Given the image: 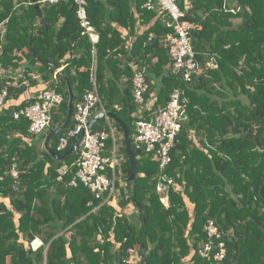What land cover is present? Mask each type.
Segmentation results:
<instances>
[{
    "label": "trees",
    "instance_id": "16d2710c",
    "mask_svg": "<svg viewBox=\"0 0 264 264\" xmlns=\"http://www.w3.org/2000/svg\"><path fill=\"white\" fill-rule=\"evenodd\" d=\"M146 1L87 0L89 21L99 35L97 93L104 109L129 130L135 179L128 182L131 168L123 131L114 121L122 159L115 196L101 205L82 184L68 185L75 170L57 180L56 170L71 165L75 155L54 160L42 146L45 133L33 136L27 120L13 119L33 99L2 108L0 264H144L145 258L148 264H264V0H236L231 9L230 0H191L183 20L195 26L191 41L201 70L188 85L171 73L168 48L161 43L171 31L162 22L168 18L146 10ZM176 2L182 8L183 0ZM39 10L46 29L30 0H0V25L7 21L0 33V64L18 69L26 61L48 82L47 88L62 95L50 132L64 123L68 85L73 106L92 90L93 55L73 0L39 4ZM235 19L241 22L236 25ZM139 27L145 28L141 34ZM131 65L145 70V101L153 98L144 120L164 108L175 89L185 90L188 99L162 172L152 155L132 144L137 107ZM7 88L9 96L22 93ZM71 126L49 141L51 150L63 155L77 143L72 139L64 151H57ZM106 127L102 119L91 131ZM105 145L110 151L111 140ZM13 160L16 179L9 174ZM161 175L167 207L156 191ZM208 220L225 242L222 263L197 254L207 240ZM36 238L42 245L33 249ZM135 248L137 255H130Z\"/></svg>",
    "mask_w": 264,
    "mask_h": 264
},
{
    "label": "built area",
    "instance_id": "2783aa9c",
    "mask_svg": "<svg viewBox=\"0 0 264 264\" xmlns=\"http://www.w3.org/2000/svg\"><path fill=\"white\" fill-rule=\"evenodd\" d=\"M66 0H38L39 5H55ZM75 14L85 36L92 46L93 63L91 67L90 79L92 90L84 95L83 100L78 102L73 109L70 124L71 128L61 137L57 144V151H64L69 141H78L82 132L84 139L79 148L75 160L71 165L63 164L57 170V180L61 181L64 176L75 170L74 177L69 182L70 187H76L78 183L85 186L96 200L102 201L101 205L107 203L116 193V168L121 162L116 160L117 149H119L117 130L111 120L104 118L107 123L106 129L92 132L87 129L89 120L94 112H107L97 93L96 88V45L99 42V35L89 21L87 14V0H73ZM182 8L176 0H147L144 8L148 11H157L162 14L165 27L171 30L161 40L168 48V55L172 63L173 75H178L185 84H190L194 75L201 70L197 61L198 53L195 51L191 41V31L195 26L183 20L185 13L191 7V0H183ZM233 12V11H231ZM234 13V12H233ZM63 67L56 68L54 77L59 75ZM133 99L137 107L135 117V131L132 136V144L137 151H144L152 155V158L159 163L162 172L170 162L169 152L174 144L176 136L181 130L182 122L185 119V106L188 99L185 90L175 89L171 94L166 106L153 114L147 121L143 119V113L147 109L145 93L148 85L146 83L143 68L133 66ZM9 97L8 88L0 89V110L4 108ZM63 103V97L55 88H47L37 92L33 103L27 105L13 113V119L23 118L29 122V133L33 136L41 135L45 130H49L54 112ZM111 140L112 147L106 150V141ZM119 151V150H118ZM16 162L13 160L9 170L12 178L18 177ZM157 193L161 196L160 201L166 207L168 201L166 192L167 186L164 177L159 176L156 186ZM95 208L93 211H96ZM204 232L206 242L198 249L197 254L204 260H212L214 263H222L226 256L225 242L221 239V232L213 220H208ZM33 249L39 248L42 244L39 239L32 242ZM138 248L129 250L130 255H137ZM139 258V256H138ZM140 259V258H139Z\"/></svg>",
    "mask_w": 264,
    "mask_h": 264
},
{
    "label": "crops",
    "instance_id": "0c3cea01",
    "mask_svg": "<svg viewBox=\"0 0 264 264\" xmlns=\"http://www.w3.org/2000/svg\"><path fill=\"white\" fill-rule=\"evenodd\" d=\"M15 7H18V4L15 5ZM233 21H234L233 23L236 25H238L241 22L240 19H235ZM162 22L164 24L163 19H162ZM6 23H7V21H5L4 23H2L0 25L1 36H3V34L5 32ZM36 25H38V23H36ZM144 29H145L144 27H139L138 34H141ZM1 52L2 51L0 49V55H1ZM28 67L32 68V69L34 68L30 65V63H28L26 61H23L20 64L18 69H13V68L3 69V67L0 64V88L4 86V87H9V88L11 87L12 90H14L15 88L22 89V93L20 95H17V97L15 96V93H12L8 97V99L6 100L5 106H4V108L6 107L5 109H7L9 107L18 106V105H20L23 102L28 101V100H32L36 96L37 92L44 90V89H47L48 82L45 81L44 78L40 74H37L35 72L36 69H33L32 71H34V72H32V73H29L27 75L24 74V73H26L25 70H27ZM132 67H133V65H131V69H132ZM49 78H50V81L55 80L54 76H49ZM50 81H49V83H50ZM152 100H153V98L151 99V97H150L149 101L146 102V105H147L146 108L147 109L145 111H150V109L153 107ZM159 110L160 109H158V111ZM97 112L98 111L94 112V114H96ZM156 112L155 111H153L152 113L150 112L151 113L150 118H152L153 114ZM142 117L144 118V113H143ZM44 133H45L44 135H47L48 131L44 132ZM41 135H38V137H40ZM123 141H124V139H123ZM43 144H44V142L42 143V146H43Z\"/></svg>",
    "mask_w": 264,
    "mask_h": 264
},
{
    "label": "water",
    "instance_id": "95a60500",
    "mask_svg": "<svg viewBox=\"0 0 264 264\" xmlns=\"http://www.w3.org/2000/svg\"><path fill=\"white\" fill-rule=\"evenodd\" d=\"M31 4L34 6L36 13L38 15V18L41 20L44 29H46V23L40 13L39 10V5L36 3L37 0H30ZM236 2V0H230L229 3V7L230 9L233 7L234 3ZM68 92H69V101H68V110H67V114L64 120V123L60 126L57 127L56 129L48 132V134L46 135V138L44 140V144L43 147L44 149L48 152V154L56 161H63L67 156H71V155H75L79 150V148L81 147L82 143H83V139H84V132L81 133L77 143L71 148L69 149L65 154L60 155L56 152H54L53 150H51L49 148V141L55 137L56 135H58L59 133H61L62 131L66 130L71 122V118H72V114H73V92L71 91L69 85H68ZM104 118H108L112 121H114L123 131V137H124V146H125V150H126V154L128 157V160L130 162V168H131V173L128 179V182H132L135 179L136 176V164H135V157L130 149V138H129V130L127 128V126L124 124V122L115 114L112 112H97L96 114H94L92 116V118L89 120L88 124H87V129H91L93 127V125L98 122L99 120H102ZM48 130L46 129L45 132H47ZM144 264H148V260L145 258L144 259Z\"/></svg>",
    "mask_w": 264,
    "mask_h": 264
},
{
    "label": "rangeland",
    "instance_id": "374dc122",
    "mask_svg": "<svg viewBox=\"0 0 264 264\" xmlns=\"http://www.w3.org/2000/svg\"><path fill=\"white\" fill-rule=\"evenodd\" d=\"M119 134V137L121 138V134L120 133H118ZM123 139H124V137H123ZM116 160L118 161V160H120V152L118 151V149H117V158H116ZM166 203V207L168 206V201H166L165 202Z\"/></svg>",
    "mask_w": 264,
    "mask_h": 264
}]
</instances>
